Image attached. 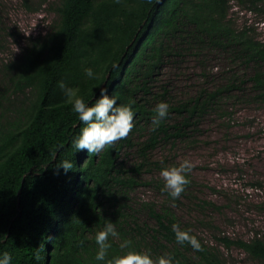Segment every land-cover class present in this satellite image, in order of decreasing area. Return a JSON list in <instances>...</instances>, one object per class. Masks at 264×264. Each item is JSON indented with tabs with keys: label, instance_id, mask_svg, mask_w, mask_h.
<instances>
[{
	"label": "trees",
	"instance_id": "trees-1",
	"mask_svg": "<svg viewBox=\"0 0 264 264\" xmlns=\"http://www.w3.org/2000/svg\"><path fill=\"white\" fill-rule=\"evenodd\" d=\"M231 2L255 11L264 5V0L50 3L55 15L50 30L32 39L18 60L1 68L0 258L7 252L11 264H103L95 259V235L109 221L119 234L109 237V258L136 251L149 253L154 260L171 256L173 264H230L219 248L181 223L166 204L161 209L144 204L150 225L136 218L129 197L143 172L161 171L171 160L150 154L162 143L187 137V129L207 108L235 88L231 83L215 91L202 89L193 97L166 103L167 116L154 126L155 106L165 103L168 90L164 85L155 90L153 84L164 63L186 45L208 41L253 64L248 80L256 98L264 100V42L246 25L239 31L230 26ZM88 68L95 78L85 75ZM59 82L78 89L89 106L101 88H107L118 104L134 101V127L127 138L96 154L77 151L72 140L85 125L67 103ZM171 115L180 120L171 122ZM130 152L136 157L132 163ZM65 160L73 164L67 172L57 168ZM156 186L168 194L161 182ZM173 224L190 230L201 250L178 244ZM125 240L131 245L122 250ZM218 240L227 250L237 247L264 264V235Z\"/></svg>",
	"mask_w": 264,
	"mask_h": 264
},
{
	"label": "rangeland",
	"instance_id": "rangeland-1",
	"mask_svg": "<svg viewBox=\"0 0 264 264\" xmlns=\"http://www.w3.org/2000/svg\"><path fill=\"white\" fill-rule=\"evenodd\" d=\"M54 1L0 0V80L2 64L18 60L32 39L50 30L55 19L50 3ZM40 4L41 8L34 10ZM231 5L230 26L239 31L246 25L264 42V5L259 11L241 8L235 2ZM254 67L208 41L186 45L164 63L153 88L165 86V103L193 97L202 89L215 91L231 83L235 88L207 108L187 129V137L162 143L150 154L154 159L171 158L166 168L172 162L175 166L185 159L190 162V183L184 194L176 200L168 197L156 186L161 182L164 188L161 171L152 169L140 175L141 183L129 197L136 218L150 225L144 204L156 209L166 204L181 223L189 224L204 242L219 248L230 264H263L237 247L227 250L218 240L264 235V100L256 98L248 80ZM179 120L171 115V122ZM134 160L130 152L128 161Z\"/></svg>",
	"mask_w": 264,
	"mask_h": 264
},
{
	"label": "clouds",
	"instance_id": "clouds-1",
	"mask_svg": "<svg viewBox=\"0 0 264 264\" xmlns=\"http://www.w3.org/2000/svg\"><path fill=\"white\" fill-rule=\"evenodd\" d=\"M85 75L89 78H95L92 69H85ZM58 87L63 91L67 103L72 106L74 113L78 115L79 120L85 125L77 137L72 140V145L77 151L87 150L88 154H96L106 147L112 146L121 139L127 138L134 127V111L132 105L118 104L114 96L107 94V88L100 89L99 98L89 106L78 95V89L69 88L63 82H59ZM155 116L152 123L159 126L160 122L168 114V105L164 102L156 104ZM155 130V128L153 129ZM73 164L70 161H62L57 168H62L65 172L71 170ZM191 164L188 160H183L178 166L167 167L161 170L160 176L164 182V190L168 192L173 200L180 197L185 186L190 183L187 174L191 171ZM172 231L178 244H189L194 250H201L196 237L189 234L190 230H181L179 225L173 224ZM119 234L111 222H106L103 229L96 233L95 242L98 245V251L95 259L102 261L103 264H173L171 256L151 258L147 252L126 251L123 255L108 257V250L111 244L109 237L118 238ZM131 241L125 240L120 244V248L127 249ZM12 257L3 253L0 258V264H11Z\"/></svg>",
	"mask_w": 264,
	"mask_h": 264
}]
</instances>
